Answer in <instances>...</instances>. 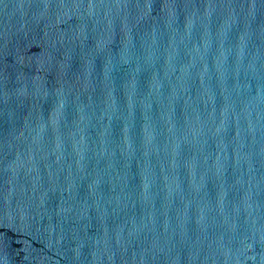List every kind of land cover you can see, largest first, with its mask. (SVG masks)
<instances>
[{"label":"water","instance_id":"95a60500","mask_svg":"<svg viewBox=\"0 0 264 264\" xmlns=\"http://www.w3.org/2000/svg\"><path fill=\"white\" fill-rule=\"evenodd\" d=\"M0 264H264V0H0Z\"/></svg>","mask_w":264,"mask_h":264}]
</instances>
